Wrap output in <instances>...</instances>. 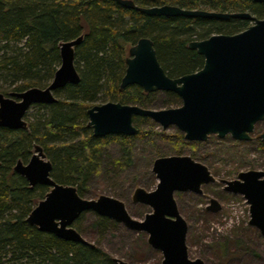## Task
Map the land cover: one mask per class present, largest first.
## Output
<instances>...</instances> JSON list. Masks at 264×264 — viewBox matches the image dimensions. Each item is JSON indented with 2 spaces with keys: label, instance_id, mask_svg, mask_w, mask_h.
Wrapping results in <instances>:
<instances>
[{
  "label": "trees",
  "instance_id": "16d2710c",
  "mask_svg": "<svg viewBox=\"0 0 264 264\" xmlns=\"http://www.w3.org/2000/svg\"><path fill=\"white\" fill-rule=\"evenodd\" d=\"M134 1L141 7L173 4L188 9L249 11L264 18V3L254 0ZM251 24L252 20L237 17L148 15L116 0H0V92L6 95L35 86L47 87L61 64L60 42L84 35L75 48L79 83L55 90L56 102L34 104L37 112L25 115L27 129L0 126V264H116L114 255L102 243L118 221L92 210L83 212L73 226L94 245L42 231L27 217L50 186H31L15 171V165L19 160L27 163L35 144H40L52 162V178L75 185L86 198L91 193L90 183L104 172L112 179H121L126 172L125 177L133 179L131 185H138L134 168L145 152L150 165L159 156L186 152L198 159V147L205 143L189 141L180 131L168 132L147 116H134L138 128L134 136L95 137L88 125V110L98 100L155 109L181 105L175 92H146L138 84L121 88L129 48L141 37L153 40L167 74L179 77L204 66L205 57L189 47L192 40L215 33H238ZM144 142L147 151L140 147ZM243 144H226V158L241 156L239 146ZM259 146L264 149V142L260 141ZM110 148H115L114 156L109 154ZM205 155L215 156L212 152ZM148 173L154 177L150 169ZM116 185L124 186L123 181ZM87 213L93 219L85 227ZM89 230L96 241L88 238Z\"/></svg>",
  "mask_w": 264,
  "mask_h": 264
},
{
  "label": "water",
  "instance_id": "95a60500",
  "mask_svg": "<svg viewBox=\"0 0 264 264\" xmlns=\"http://www.w3.org/2000/svg\"><path fill=\"white\" fill-rule=\"evenodd\" d=\"M127 8H136L148 15L237 17L252 20L245 30L234 33H215L208 38L192 40L189 47L205 57L204 66L179 77H171L161 65L153 40L141 37L129 48L127 68L121 88L138 84L146 92L171 91L178 94L181 105L170 108H147L138 104L108 101L88 110V125L95 137L113 134L134 136L138 128L134 116H147L164 129L176 125L189 141H205L211 134L224 138L228 134L239 141L251 140L256 124L264 120V18L249 11L223 12L208 9H188L173 4L138 6L134 0H116ZM264 3V0H254ZM84 35L60 42L61 64L51 83L31 87L6 95L0 92V126L13 129L28 128L25 115L37 103L58 100L54 91L69 83L77 84L80 74L75 64V48ZM264 142V131L260 134ZM15 171L25 176L31 186H50L45 198L34 207L27 221L42 231L83 244L94 245L74 226L75 220L86 211L108 216L134 231H146L148 242L163 253L162 264H205L201 258L192 259L187 245L188 223L181 214L176 192L202 193V186L217 180L209 167L190 154H172L155 158L152 171L159 179L154 190L137 187L134 202L152 207L140 220L134 218L119 198L101 194L85 198L75 185L62 184L51 176L52 162L44 148L35 144L27 163L19 160ZM224 189L242 194L250 205V224L264 235V170L240 171L235 179H221ZM221 203L212 198L208 210L217 212ZM116 264H130L114 258Z\"/></svg>",
  "mask_w": 264,
  "mask_h": 264
},
{
  "label": "rangeland",
  "instance_id": "374dc122",
  "mask_svg": "<svg viewBox=\"0 0 264 264\" xmlns=\"http://www.w3.org/2000/svg\"><path fill=\"white\" fill-rule=\"evenodd\" d=\"M102 103L105 102L98 100L95 105ZM37 110L38 107L32 105L26 115L30 116ZM151 120L154 121L152 118ZM158 125L157 128H159ZM161 128L164 129L162 126ZM165 130L171 133L182 132L176 125L169 126ZM263 131L264 120L256 124L251 132V140L240 141L245 144L242 147L239 146L243 153L237 157L232 155L226 158L225 145L239 141L232 138L230 134L224 138L211 134L207 140L199 141L205 144L198 147L197 153L200 157L196 160L207 165L217 180L203 185L202 193L191 191L175 193L179 210L188 223L187 245L190 258H201L205 264H264V235L256 226L250 224L249 203L242 194L226 191L225 184L220 181L221 179H235L240 171L264 170V149L259 146V142L262 141L260 133ZM140 147L145 151L149 149L145 142ZM114 149L108 150L110 155H115ZM206 152H212L215 156L205 155ZM147 154L148 152H145L144 156L138 160L137 167L134 168H137L138 172V185H131L130 182L133 179L125 177L126 172L121 174L120 180L112 179L104 172V175L93 179L90 183L91 193L86 198H97L101 194L119 198L134 218L144 219L145 215L152 211V207L134 202V190L139 186L154 190L159 182L152 171L154 161L151 165L148 164ZM202 155L206 157L203 158ZM148 169L154 177L148 173ZM120 181H123L122 188L116 185ZM212 198H216L221 203L222 207L217 212L207 208ZM92 219V214L87 213L85 227L91 224ZM86 234L93 242L97 240L91 230L86 231ZM148 237L149 234L146 231H134L118 222L102 244L114 257L130 264H162L164 258L162 251L154 248L148 242ZM237 239H239L238 242H235Z\"/></svg>",
  "mask_w": 264,
  "mask_h": 264
},
{
  "label": "flooded vegetation",
  "instance_id": "af4514ba",
  "mask_svg": "<svg viewBox=\"0 0 264 264\" xmlns=\"http://www.w3.org/2000/svg\"><path fill=\"white\" fill-rule=\"evenodd\" d=\"M253 23V22H252ZM9 95V94H8Z\"/></svg>",
  "mask_w": 264,
  "mask_h": 264
}]
</instances>
